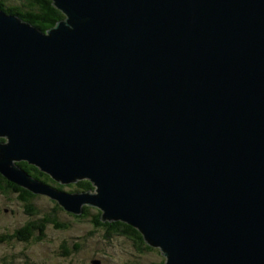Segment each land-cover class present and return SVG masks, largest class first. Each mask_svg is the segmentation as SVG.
Returning <instances> with one entry per match:
<instances>
[{
  "label": "water",
  "instance_id": "1",
  "mask_svg": "<svg viewBox=\"0 0 264 264\" xmlns=\"http://www.w3.org/2000/svg\"><path fill=\"white\" fill-rule=\"evenodd\" d=\"M51 2L45 31L0 9V174L164 264H264V0Z\"/></svg>",
  "mask_w": 264,
  "mask_h": 264
},
{
  "label": "rangeland",
  "instance_id": "2",
  "mask_svg": "<svg viewBox=\"0 0 264 264\" xmlns=\"http://www.w3.org/2000/svg\"><path fill=\"white\" fill-rule=\"evenodd\" d=\"M64 186L66 191L73 187L69 183ZM30 202L38 210L37 215L44 212L54 215L51 208L57 204L61 208L57 213L59 219L65 225L70 224L67 228L48 224L41 239L26 243L0 241V264H91L97 260L99 262L95 264H154L159 259L156 250L137 251L132 240L123 235H114L107 240L101 229H93L88 217L77 220L67 215L57 201L45 194H35L28 204ZM25 203L16 194L0 192V240L6 227L11 230L28 218L25 212L28 204ZM66 251L70 253L65 254Z\"/></svg>",
  "mask_w": 264,
  "mask_h": 264
},
{
  "label": "trees",
  "instance_id": "3",
  "mask_svg": "<svg viewBox=\"0 0 264 264\" xmlns=\"http://www.w3.org/2000/svg\"><path fill=\"white\" fill-rule=\"evenodd\" d=\"M0 9L8 14L16 15L23 21L29 22L42 31L54 26L57 21L64 17L61 11L53 6L51 0H0ZM0 140H3V138H0ZM16 165L28 175L45 185L52 186L59 190L65 189L64 184L58 183L52 179L49 174L41 171L33 164H30L24 160H20L16 162ZM69 186H73L71 189H69L70 192L86 190L92 191L94 189V186L88 179L78 180L76 183L72 184L69 183ZM0 192L3 193V195L16 194L19 200L26 202V205L28 204V201L32 200L33 196H35V194L30 192L28 189H25L24 187L8 180L2 174H0ZM26 208L27 209L25 212L28 218L25 219L21 225L13 227L11 230L10 228L6 227L5 234L7 233L9 235L5 238H2V240L7 242L11 241L13 243H26L31 240L41 239L40 237L44 236L43 232L45 228H47L48 224H52L56 228H67V226L70 224L67 222V225H65L59 219L57 213L58 210H61V208L57 204L51 208V212H55L54 215L49 214V212H44L41 215H37L38 210H36L34 207L33 202H30ZM65 212L67 215L73 216L77 220L88 217L93 229H101L103 237L107 240H110L114 235H123L132 240L137 251L144 252L148 250H156L159 254V259L154 264H164V257L160 250L157 247L147 244L142 234L133 226L122 221H102L100 219L101 211L94 206L84 205L82 213L80 214H73L68 211ZM68 253L70 252L66 251L65 254ZM98 262V260L95 261V263Z\"/></svg>",
  "mask_w": 264,
  "mask_h": 264
},
{
  "label": "flooded vegetation",
  "instance_id": "4",
  "mask_svg": "<svg viewBox=\"0 0 264 264\" xmlns=\"http://www.w3.org/2000/svg\"><path fill=\"white\" fill-rule=\"evenodd\" d=\"M1 234H2V238H5V237H7V236L9 235V234H7V233L5 234V231H3ZM0 236H1V235H0ZM0 241H4V240L1 239Z\"/></svg>",
  "mask_w": 264,
  "mask_h": 264
}]
</instances>
